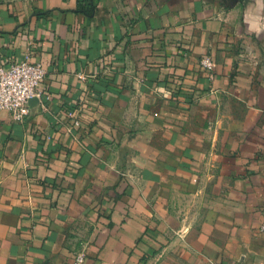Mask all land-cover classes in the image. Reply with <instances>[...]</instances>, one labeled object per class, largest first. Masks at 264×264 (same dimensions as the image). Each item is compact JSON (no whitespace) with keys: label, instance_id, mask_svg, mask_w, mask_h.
Masks as SVG:
<instances>
[{"label":"crops","instance_id":"crops-1","mask_svg":"<svg viewBox=\"0 0 264 264\" xmlns=\"http://www.w3.org/2000/svg\"><path fill=\"white\" fill-rule=\"evenodd\" d=\"M27 56L0 264H264V0H0V64Z\"/></svg>","mask_w":264,"mask_h":264},{"label":"built area","instance_id":"built-area-1","mask_svg":"<svg viewBox=\"0 0 264 264\" xmlns=\"http://www.w3.org/2000/svg\"><path fill=\"white\" fill-rule=\"evenodd\" d=\"M203 64L209 70L214 67L211 58L204 59ZM47 74V69L30 56L12 62L9 66L0 64V115L8 112L15 121L24 122L30 114L33 100L42 94V85ZM85 262L86 254L80 252L73 264Z\"/></svg>","mask_w":264,"mask_h":264},{"label":"rangeland","instance_id":"rangeland-1","mask_svg":"<svg viewBox=\"0 0 264 264\" xmlns=\"http://www.w3.org/2000/svg\"><path fill=\"white\" fill-rule=\"evenodd\" d=\"M82 252H84V251H82Z\"/></svg>","mask_w":264,"mask_h":264}]
</instances>
